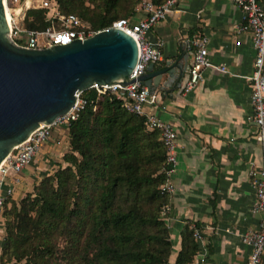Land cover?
Here are the masks:
<instances>
[{
	"label": "trees",
	"instance_id": "16d2710c",
	"mask_svg": "<svg viewBox=\"0 0 264 264\" xmlns=\"http://www.w3.org/2000/svg\"><path fill=\"white\" fill-rule=\"evenodd\" d=\"M56 1L94 29L137 14L140 2ZM23 23L45 27L46 10L27 9ZM81 95L86 103L67 125L61 161L19 199L5 201L0 264H168L173 240L161 207L170 193L161 189L167 175L159 130L115 93L88 87ZM180 235L171 264H193L199 243L190 222Z\"/></svg>",
	"mask_w": 264,
	"mask_h": 264
},
{
	"label": "crops",
	"instance_id": "0c3cea01",
	"mask_svg": "<svg viewBox=\"0 0 264 264\" xmlns=\"http://www.w3.org/2000/svg\"><path fill=\"white\" fill-rule=\"evenodd\" d=\"M144 12L140 11L139 16ZM242 14L234 0H177L176 10L148 33L162 39L163 59L183 65L184 74L158 93L157 102L145 110L171 122L177 131V165L170 174L173 190L166 222L176 250L184 225L201 226L197 240V264H247L251 246L244 235L258 226L260 213L252 171L260 164L262 147L251 118L249 75L255 49L249 30L238 31ZM208 37V56L213 66L189 91L183 90L193 59L191 39ZM163 78L166 77L164 74ZM68 149L67 127L56 126L37 154L21 170L13 197L19 199L41 176L53 172L56 161ZM172 258V259H173Z\"/></svg>",
	"mask_w": 264,
	"mask_h": 264
},
{
	"label": "built area",
	"instance_id": "2783aa9c",
	"mask_svg": "<svg viewBox=\"0 0 264 264\" xmlns=\"http://www.w3.org/2000/svg\"><path fill=\"white\" fill-rule=\"evenodd\" d=\"M177 0H165L155 4L152 0H143L140 10L143 15L119 17L110 25L94 29L91 24L75 13H65L59 9L56 0H5L9 9L10 22L7 21L8 37L16 45L27 48H43L53 44H66L75 39H85L99 30L109 27L121 28L132 35L138 45V58L130 74L133 81L126 85L113 84L112 86H98V91L109 90L122 99L123 106L131 112L144 115L146 126L149 129H158L160 138L165 146L166 155L162 169L166 172V179L161 184V189L168 193L173 190L170 179L171 172L177 165L178 136L175 126L163 120L157 114L146 111L147 104L157 102L158 93L149 91L146 85L137 79L149 62H158L163 59L162 39L150 40L148 33L160 20L165 19L176 10ZM241 11L242 22L237 26L238 31L249 30L255 49L252 73L248 76L251 80L252 90L251 118L256 124V139L262 147L260 164L252 171L256 201L255 211L260 213L258 226L255 230L247 232L243 239L251 246L247 264H257L264 251V0H234ZM44 8L48 24L40 29L26 27L23 23L27 9ZM193 49L192 63L188 69V76L183 85L184 91L191 90L202 78L203 69L213 66L221 71H228L225 65L212 63L208 56V37L205 34L195 35L191 39ZM76 94V100L69 111L60 114L51 122H43L35 127L29 136L16 144L9 154L0 163V242L3 235V211L5 201L13 195L15 185L20 181L21 170L33 159L56 126L68 125L75 120L86 103V99ZM171 211L169 203L161 207V214L168 218ZM193 236L202 240L201 226L191 224ZM197 255V254H196ZM193 264L197 261L193 260Z\"/></svg>",
	"mask_w": 264,
	"mask_h": 264
},
{
	"label": "water",
	"instance_id": "95a60500",
	"mask_svg": "<svg viewBox=\"0 0 264 264\" xmlns=\"http://www.w3.org/2000/svg\"><path fill=\"white\" fill-rule=\"evenodd\" d=\"M0 0V163L40 122L65 112L85 88L126 85L138 58L135 38L109 27L66 44L43 48L16 45ZM149 62L137 77L149 91L165 90L184 74L183 65L167 60L154 69ZM166 75L163 78V75Z\"/></svg>",
	"mask_w": 264,
	"mask_h": 264
},
{
	"label": "bare ground",
	"instance_id": "6f19581e",
	"mask_svg": "<svg viewBox=\"0 0 264 264\" xmlns=\"http://www.w3.org/2000/svg\"><path fill=\"white\" fill-rule=\"evenodd\" d=\"M4 12H5V16H6V20L8 21V22H10V15H9V9H8V7H7V5H6V2H5V0H4ZM81 40H84V39H81ZM113 84H106V85H104V86H112ZM119 85H122V84H119ZM74 103H72V105H73ZM72 105L65 111V112H67V111H69L70 110V108L72 107ZM65 112H62V113H65ZM62 113H59V114H56L53 118H52V120H54V119H56L60 114H62ZM51 120V121H52ZM41 123H43V122H40L38 125H40ZM48 123V122H47ZM29 136V135H28ZM27 136V137H28ZM26 137V138H27ZM2 162V161H1Z\"/></svg>",
	"mask_w": 264,
	"mask_h": 264
},
{
	"label": "rangeland",
	"instance_id": "374dc122",
	"mask_svg": "<svg viewBox=\"0 0 264 264\" xmlns=\"http://www.w3.org/2000/svg\"><path fill=\"white\" fill-rule=\"evenodd\" d=\"M142 1L143 0H140V2L136 5V10H137V14L141 11L140 8H141V5H142ZM137 14L133 15V16H137ZM10 15V14H9ZM104 91H109V90H102L101 92H104ZM100 92V91H99ZM65 127H67V125H65ZM26 192V191H25ZM24 192V193H25ZM23 193V194H24ZM19 201V200H18ZM176 250V241L175 239H173V245H172V253H171V257L169 258V263L168 264H171L172 262V258H173V254H174V251ZM195 258V257H194Z\"/></svg>",
	"mask_w": 264,
	"mask_h": 264
}]
</instances>
